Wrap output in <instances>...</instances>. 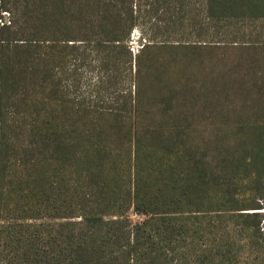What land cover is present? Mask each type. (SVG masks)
<instances>
[{"label":"trees","instance_id":"trees-1","mask_svg":"<svg viewBox=\"0 0 264 264\" xmlns=\"http://www.w3.org/2000/svg\"><path fill=\"white\" fill-rule=\"evenodd\" d=\"M136 1L0 0V264H230L246 222L260 232L245 211L264 198V91L226 98L242 122L227 128L167 123L185 116L130 93L104 107ZM203 10L264 20V0ZM84 45L105 70L89 102Z\"/></svg>","mask_w":264,"mask_h":264},{"label":"rangeland","instance_id":"rangeland-1","mask_svg":"<svg viewBox=\"0 0 264 264\" xmlns=\"http://www.w3.org/2000/svg\"><path fill=\"white\" fill-rule=\"evenodd\" d=\"M134 7L135 23L126 43L132 59L127 50H116L115 81L101 91L104 107L119 108L124 94L130 93L145 102L143 111L165 108L185 116L165 121L170 124L227 128L242 123L234 120L236 114L226 98L264 91V20L213 21L206 17L203 0H138ZM84 46L88 56L80 66L81 89L89 102L98 99L97 83L105 70L98 64L97 49ZM138 87H142L139 95ZM159 92L180 97V102L157 107L153 99ZM256 208L245 213H257L260 232L251 235L252 219L246 222L240 255L230 264H264V198ZM130 218L134 223L145 219ZM236 227L234 220L227 219L230 242L237 240Z\"/></svg>","mask_w":264,"mask_h":264}]
</instances>
